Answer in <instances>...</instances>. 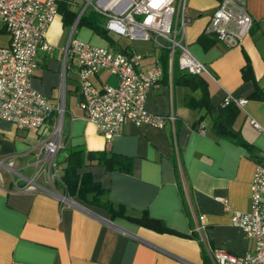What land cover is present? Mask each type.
<instances>
[{
	"label": "crops",
	"instance_id": "crops-1",
	"mask_svg": "<svg viewBox=\"0 0 264 264\" xmlns=\"http://www.w3.org/2000/svg\"><path fill=\"white\" fill-rule=\"evenodd\" d=\"M219 1L187 0L191 21L185 42L209 74L180 70L177 59L170 60L165 49L153 44L156 49L140 53L127 37L112 38L111 45L91 28H80L76 39L114 52L132 49L141 55L143 69L159 65L162 77L147 94L145 109L176 117L163 128L127 122L110 141L79 106V63L63 52L73 28L62 44L70 25L63 26L62 16H55L46 32L50 46L37 52L31 84L54 108L64 105L59 175L68 149L124 156L128 169L108 170L85 158L79 172L99 184L100 200L111 204L105 208L67 195L59 185L56 190L64 200L40 190H18L24 180L0 168V264H212V248L238 256L252 252L253 240L245 238L231 217L234 211L250 210L255 165L264 162V99L252 96L255 82L264 93V0H236L246 7L253 25L232 48L204 31ZM70 5L74 9L76 0ZM247 63L255 82L242 76ZM91 81L96 87L116 84L104 71ZM227 95L245 100L233 120L232 137L212 128V117ZM51 126L49 119L33 131L0 120V159L11 158L14 168L31 178L32 161ZM36 182L48 187L42 176ZM144 213L163 221L169 232L139 224ZM201 215L205 226L197 233L193 228Z\"/></svg>",
	"mask_w": 264,
	"mask_h": 264
},
{
	"label": "built area",
	"instance_id": "built-area-1",
	"mask_svg": "<svg viewBox=\"0 0 264 264\" xmlns=\"http://www.w3.org/2000/svg\"><path fill=\"white\" fill-rule=\"evenodd\" d=\"M60 1L0 0V32L9 37L7 45L0 46V120L33 131L52 120L50 133L32 161L34 174L31 178L22 176L14 168L11 158L0 159V168L24 180L23 185H16L18 190H40L64 200L65 197L56 190V182L60 181L58 155L64 149L61 139L64 105L62 102L54 108L31 84V75L37 65L36 54L50 46L46 32L58 14ZM82 1L81 13L92 5L104 17V27L108 31L129 40L148 41L167 50L170 60L177 59L179 69L189 74H209L205 64L191 54L185 42L186 27L191 21L187 15V0ZM252 25L253 19L243 4L236 0H221L204 31L232 48L242 43ZM63 52L65 57L78 60L79 106L107 141L119 135L127 122L163 128L175 121L173 113L164 115L145 109L147 94L159 86L162 77L159 65L143 69L141 55L132 49L114 52L107 47L73 39L72 32ZM99 71L114 76L116 84L96 87L91 77ZM244 101L227 95L222 104L232 102L242 106ZM250 123L260 129L254 120ZM260 157L264 160V150ZM38 176L44 178L47 188L36 182ZM250 195V210L234 211L231 223L242 230L245 238L253 240L252 252L238 256L212 248L209 250L212 264H264V162L255 165ZM204 226L201 215L193 230L199 233Z\"/></svg>",
	"mask_w": 264,
	"mask_h": 264
},
{
	"label": "trees",
	"instance_id": "trees-1",
	"mask_svg": "<svg viewBox=\"0 0 264 264\" xmlns=\"http://www.w3.org/2000/svg\"><path fill=\"white\" fill-rule=\"evenodd\" d=\"M72 10L73 9H71L69 0H61L59 2L58 14L62 16L63 26H69L74 22L76 14ZM83 22L86 24V27L91 28L99 35L106 38L111 45L114 44V40L109 36V31L103 25V18L100 14L97 12H91L89 16L83 20ZM242 76L244 79H251L255 82L249 63L243 67ZM255 85L256 90L252 96L258 99H264V93H261L256 82ZM237 112L238 106L236 104L232 102L225 105L222 104L218 115L212 117V128L215 134L232 137L234 135L232 123L237 115ZM202 129L204 130L203 127ZM198 130H200V127H198ZM64 149L61 152H63ZM85 158L96 159L97 163L101 164L108 170L128 169V160L124 156H108L105 151H90L84 155V151L81 149H68L67 156L64 160L65 166L61 168L62 174H60V181L56 182V185L63 187L67 195H77L79 198L95 205L97 204L105 208L110 207L111 204L109 202L100 200L103 190L100 188L99 184L94 182L89 175L79 172V169L85 163ZM138 222L139 224L158 232H169V230L164 226L163 221L152 218L147 213L142 214Z\"/></svg>",
	"mask_w": 264,
	"mask_h": 264
},
{
	"label": "rangeland",
	"instance_id": "rangeland-1",
	"mask_svg": "<svg viewBox=\"0 0 264 264\" xmlns=\"http://www.w3.org/2000/svg\"><path fill=\"white\" fill-rule=\"evenodd\" d=\"M77 2V6L74 7V9L72 11H74V13L76 14V18L74 20V22L69 26V28L66 27V36L63 37V40H62V44H65L66 42V38L68 36V33L72 30V38H76L77 35H78V32L80 30V28L82 27V25H85L86 27V24H84L83 20L85 18H87L89 16V14L91 12H96L93 8L92 5L88 6L86 8L85 11H83L81 13V8L83 7L84 5V2L82 0H76ZM103 20H104V17L102 16ZM76 19H78V21L75 23ZM109 36L113 39H121L120 36H118L117 34L115 33H112V32H109ZM8 35L6 33H3V32H0V46H5L7 45L8 43ZM132 45L135 47V49L137 51H139L140 53H144L146 51H149L150 49L153 50V48H155L152 43L150 42H147V41H140V40H134V41H131ZM156 49V48H155ZM58 159L60 160L61 159V156L58 155Z\"/></svg>",
	"mask_w": 264,
	"mask_h": 264
}]
</instances>
